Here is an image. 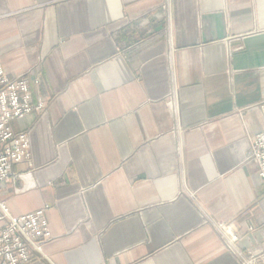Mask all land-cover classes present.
Here are the masks:
<instances>
[{
    "label": "crops",
    "instance_id": "1",
    "mask_svg": "<svg viewBox=\"0 0 264 264\" xmlns=\"http://www.w3.org/2000/svg\"><path fill=\"white\" fill-rule=\"evenodd\" d=\"M0 65L45 104L0 184L29 264H264V0H0Z\"/></svg>",
    "mask_w": 264,
    "mask_h": 264
},
{
    "label": "built area",
    "instance_id": "2",
    "mask_svg": "<svg viewBox=\"0 0 264 264\" xmlns=\"http://www.w3.org/2000/svg\"><path fill=\"white\" fill-rule=\"evenodd\" d=\"M44 108L42 101L33 102L24 78L7 79L0 65V184L14 183L19 177L14 167L29 159L27 137L15 135L11 122L28 114L41 113ZM258 109L264 117V103ZM245 161L256 166L257 175L264 183V132L251 139ZM44 214L45 209L14 218L0 203V264H29L41 253L42 246L51 239ZM237 239L228 236L231 250ZM256 260L249 256L243 264H254Z\"/></svg>",
    "mask_w": 264,
    "mask_h": 264
}]
</instances>
